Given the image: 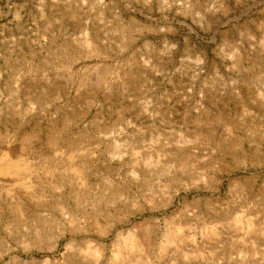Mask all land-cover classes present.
<instances>
[{"label": "rangeland", "instance_id": "rangeland-1", "mask_svg": "<svg viewBox=\"0 0 264 264\" xmlns=\"http://www.w3.org/2000/svg\"><path fill=\"white\" fill-rule=\"evenodd\" d=\"M0 264H264V0H0Z\"/></svg>", "mask_w": 264, "mask_h": 264}]
</instances>
